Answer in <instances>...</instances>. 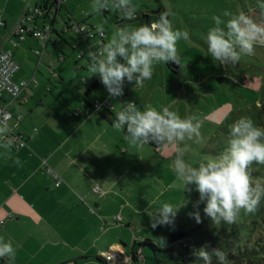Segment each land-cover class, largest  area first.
Listing matches in <instances>:
<instances>
[{"label":"crops","instance_id":"obj_1","mask_svg":"<svg viewBox=\"0 0 264 264\" xmlns=\"http://www.w3.org/2000/svg\"><path fill=\"white\" fill-rule=\"evenodd\" d=\"M41 1L0 0V21L3 22L0 42L5 47L11 46L8 41L4 42L5 38L25 7ZM56 22L47 44L27 36L24 41L11 46L16 60L22 65L13 77L14 81L28 80L29 84L17 99L5 96L13 113L8 127L9 132L23 134L26 145L17 150L0 148V232L6 233V240L15 247L14 264H87L94 262L91 257L105 252L96 249L98 241L109 243L111 249L107 250L119 254L112 264H133L128 257L130 253L126 254L124 250L125 243L115 238L123 237L117 235L107 242L104 234L112 230L121 233L122 227L131 225L137 213H144L147 207L139 208L143 197L130 201L128 196H135L153 185L145 183L144 173L156 167L158 154L148 145H129L124 133L111 127L110 115L105 113L104 116L111 123L102 119L99 112L92 109L87 112L94 100L107 95L99 78L91 76L88 82L87 74L81 78L85 83L78 79L76 84L62 85L56 91V86L50 83L60 82L62 70L51 65L52 68L46 70L47 75L39 72L38 65L42 64L46 54L54 63L63 61L58 59V51L54 55L48 51L49 44L60 36ZM27 50L38 58L35 71L30 66ZM37 51L41 53L37 54ZM74 69L78 75L86 70L80 61ZM33 77L36 83H31ZM138 85L134 82L127 86L126 98L141 108L142 105L133 98L134 86ZM69 88H72L71 93ZM91 91L95 94L93 98H90ZM116 105L121 109L124 107L123 102ZM150 148L154 155L149 153ZM16 157L22 166L14 163ZM47 168L61 178L60 183ZM96 186L100 189L98 192L93 190ZM144 239L149 238L139 241ZM134 241H137L135 237L132 243ZM103 261L111 264L105 258Z\"/></svg>","mask_w":264,"mask_h":264},{"label":"rangeland","instance_id":"obj_2","mask_svg":"<svg viewBox=\"0 0 264 264\" xmlns=\"http://www.w3.org/2000/svg\"><path fill=\"white\" fill-rule=\"evenodd\" d=\"M133 3L138 9V17L150 14L154 21L159 18L160 14L167 12L174 28L189 31L190 40L177 43L178 53L182 57L177 71H173L166 63L157 65L150 80L134 86L133 98L142 105L141 109L146 105L156 108L170 106V110L176 111L181 118L192 113L200 115L202 118L201 132L205 139L202 147L192 145L189 148L186 159L190 164H196L223 152L227 147L229 126L237 119L247 117L252 119L256 125L264 127V45H255L253 54L242 57L235 66L225 67L208 56L205 44V35L213 26V17L219 16L222 19H227L224 16L225 12H243L256 23L264 26V16L261 15L260 9L261 0H133ZM90 4L91 0H59L60 8L55 26L64 32L62 35L64 39L60 40L58 37L56 39L58 50L49 44L48 51H51L52 55L58 51L56 54L63 58V61L54 63L46 54L47 57L42 59V64L38 65L40 67L38 70L43 75H47L46 70L49 71V68H52L51 65L59 71L62 70L63 77L59 79L60 82L56 83L55 80L50 83V85L56 86V89L53 88L56 91L62 85L76 84L78 79L81 83H85L81 78L87 74L89 75L85 78L88 82L91 76L99 78L95 74L90 76L88 71L86 57L90 46L93 50L102 47L117 28L141 24L140 19L122 20L123 22L119 23L118 18L120 17L113 11L106 10L101 14L93 13L90 10ZM77 22V25L89 37L88 45L84 34L77 32L73 27ZM98 26H101L99 30ZM101 30H104L103 42L99 36ZM75 44H79V46L73 50L70 45L75 46ZM82 50L86 51L84 57L77 59V55ZM27 53L31 61L30 66L35 71L38 58L29 50ZM17 61L19 62V60ZM79 61L84 63L86 68L80 72V75L74 69ZM19 65L22 68L20 62ZM49 74L50 72H48ZM38 77L39 80H42V77ZM71 89L69 88L70 93ZM92 96L95 97V94L91 91L90 98H93ZM176 147L175 145L162 146L155 151L158 154L155 162L158 164L155 168L148 169L144 173L145 183L149 182L153 185L149 189L145 187L143 192H139L135 196L133 194L128 196L130 201H137L142 196L139 208H147L144 213L135 215L131 225L123 226L126 230L121 226V233L114 230L105 233L107 242L117 235L123 237V240L119 237L115 238H118L119 242L125 243L124 250L126 254H129L133 237L137 241L148 237L160 245V241L165 242L166 234L183 231L186 238L174 243L175 247L180 248L187 239L192 242V237L208 235L211 231L216 233L222 227L229 229L233 225L238 229L240 226H244L240 232V239H236L235 244L244 240L250 242L254 239L255 241L264 239V201L257 206L255 212L247 213L241 210L234 223L220 225H215L211 218L204 214L203 204H201L199 208L200 222H196L191 215L196 211L191 202L198 200L199 194L195 191L194 185L187 186V190L184 192L183 188L175 182L172 160ZM150 151L149 153L154 155L153 150ZM249 171L253 185L264 184V164L253 162ZM150 200L153 202L148 205ZM182 200L191 202L178 209L171 224L152 227V218L149 215L156 210L161 201L179 206ZM261 215L263 220L260 219ZM122 224L126 225L123 222ZM1 229L2 227H0ZM0 234L6 239V233L0 232ZM96 249L108 251L107 249L111 248L109 243L98 241ZM94 250L95 248L92 249L93 253ZM96 254L94 253V255ZM141 255V264H156L149 249L143 248ZM130 256L129 254L128 257ZM90 259H94L95 263L87 264H100L94 256Z\"/></svg>","mask_w":264,"mask_h":264},{"label":"clouds","instance_id":"obj_3","mask_svg":"<svg viewBox=\"0 0 264 264\" xmlns=\"http://www.w3.org/2000/svg\"><path fill=\"white\" fill-rule=\"evenodd\" d=\"M260 9L264 16V0ZM90 10L96 14L113 11L125 21L135 19L138 13L133 0H91ZM168 16L165 12L149 23L115 29L107 43L87 52L90 76L98 75L108 93L118 97L123 94L125 81L142 84L152 78L157 65L169 61L181 64L177 43L189 41V31L174 28ZM224 16L227 19L213 17L205 44L213 61L225 67L235 66L242 57L253 54L255 45H264V26L243 12H225ZM111 127L124 133V139L132 147L150 143L177 146L172 160L175 182L184 192L187 186L194 185L199 194L195 202L182 200L179 206L161 201L149 215L153 228L171 224L178 209L190 202L196 209L191 215L197 223L203 204L204 214L220 225L234 223L241 210L255 212L264 201V184L253 185L249 171L253 162L264 164V127L250 118L241 117L229 126L223 152L196 164H190L186 155L192 145L202 147L204 143L202 118L197 113L181 118L170 106L146 105L141 109L129 102L115 112ZM8 134V125L0 122V148L5 150L12 144ZM14 163L22 166L18 157ZM160 242L163 246L164 242ZM15 255L13 243L0 236V264H14ZM193 255L196 257L193 264H228L226 253L219 248L207 251L201 247Z\"/></svg>","mask_w":264,"mask_h":264},{"label":"trees","instance_id":"obj_4","mask_svg":"<svg viewBox=\"0 0 264 264\" xmlns=\"http://www.w3.org/2000/svg\"><path fill=\"white\" fill-rule=\"evenodd\" d=\"M33 6H37V7L40 6V8L42 9L41 11L43 12L35 16V18L32 20V24L35 27L40 25L42 26L44 24H50L53 29V23L57 21L56 17L58 15L60 8L59 0H43L40 2V4H35ZM136 19H140L141 24L149 23L152 21L150 14H143L142 17H138L137 15L133 20ZM118 21L119 23L123 22L121 18H118ZM77 24L78 22L76 23V25ZM83 24L88 26V24L84 22ZM103 31L104 30H101V32L99 33L102 42H103V34H104ZM81 33L84 34V38L86 39L88 45L89 37L86 36V34L83 31ZM63 34L64 32L60 31V36H59L60 40L64 39L62 37ZM50 40L51 39H49L46 42V44L50 42ZM52 43H53L52 46L55 47L56 50H58L56 40H54ZM78 46L79 44H75V46L70 45V47L73 50L78 48ZM89 49L90 51L93 50L91 46ZM80 53H83V55L80 58L77 57V59H82L86 51L82 50ZM63 57L65 58L64 55ZM58 59H63V58L58 57ZM166 65L169 68H171L173 71H177V69L180 67V64L171 61L167 62ZM96 100H94L93 102H95ZM98 112H99L98 115L102 119L105 120L107 119L105 118L104 115L105 113L108 115L109 113L108 111L105 112L103 110ZM111 114L113 115L112 112ZM107 121L111 123L109 119H107ZM147 145L151 147L154 151L162 147L161 145L152 144V143ZM261 218L262 215L260 216V219ZM261 220H263V218ZM243 228L244 226H240L239 229L237 227L234 228V225L231 226V228L229 229L227 227H222L221 229H218L216 233L211 231V233H209L208 235L192 237V242L188 241L187 239L185 240V244L184 245L182 244L180 248L175 247L174 243L186 238L185 237L186 234L183 231L166 234L164 236L165 242L163 243V246L153 242L151 239L134 241L132 243V247L130 250L131 262L134 264H141L140 263V259H142L141 250L143 248H147L152 252L156 264H193V262L196 259V257L193 255V252L198 251L201 247H204L205 250L207 251L216 248H219L222 251H224L228 258V264H264V239H260L256 241L254 239L253 241L251 240L250 242L248 240H244L241 243L239 242L235 244V240L240 239L239 237L240 232L242 231ZM95 258L100 264H104L103 261L104 257L102 255H97L95 256Z\"/></svg>","mask_w":264,"mask_h":264},{"label":"built area","instance_id":"obj_5","mask_svg":"<svg viewBox=\"0 0 264 264\" xmlns=\"http://www.w3.org/2000/svg\"><path fill=\"white\" fill-rule=\"evenodd\" d=\"M41 10L42 9L40 8V6L37 7L33 5H27L20 19L17 21L14 28L10 31L9 36L5 38L4 42L8 41L11 46H15L18 43L24 41L27 36H31L41 40L42 44L45 45V42L50 39V35L52 33L51 25L44 24L42 26L40 25L35 27L32 24V20L35 18V16L43 12ZM2 24L3 22L0 21V26H2ZM73 27L77 32H85L79 27V25L75 24ZM11 46L5 47L3 42H0V122L6 123L7 125L10 119L13 117V114L8 108V103L5 101V96H8L12 100L17 99L29 84L28 80H21L19 82L14 81L13 77L19 69V64L14 56L13 48ZM40 53V51H37V54ZM82 55L83 53H79L77 57L80 58L82 57ZM31 83H36V79L34 77L31 79ZM132 83H134V81H125L123 85V94L118 97L111 96L107 91V95L104 98L93 102L87 109V112H89V110L91 109L96 112L103 110L105 112L108 111L109 113H107L112 117L113 123L115 119V112L121 109L120 107H117V102H123L124 104L129 102L135 103L132 100L128 101V99L126 98V88ZM111 112L113 113V115L111 114ZM75 114H77V112H75ZM8 139L11 140V148L14 150L20 149L26 145V139L23 134H15L9 132ZM46 170L57 182H61V178L55 172L51 171V169L49 168H47ZM93 190L95 192H98L100 189L98 186H96ZM8 216L11 217L12 215L9 214ZM117 218L118 217H116V219ZM1 223H3V221H1ZM118 252L122 253L121 250H119ZM102 256L108 263L112 264L113 262L115 263L119 254L117 252L106 251L102 253Z\"/></svg>","mask_w":264,"mask_h":264}]
</instances>
